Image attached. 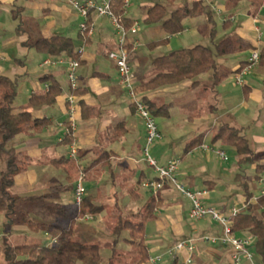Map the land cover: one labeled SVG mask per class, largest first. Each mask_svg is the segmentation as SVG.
I'll list each match as a JSON object with an SVG mask.
<instances>
[{
	"label": "crops",
	"instance_id": "crops-1",
	"mask_svg": "<svg viewBox=\"0 0 264 264\" xmlns=\"http://www.w3.org/2000/svg\"><path fill=\"white\" fill-rule=\"evenodd\" d=\"M96 1L100 2L101 0ZM194 1L174 0L172 3L168 0H129L125 6L124 16L132 20L133 24L135 21L140 23L146 17V8L157 2L169 4L170 8L174 9ZM204 1L210 5L213 12L221 15L223 19L222 39L216 41V37L211 38L214 44L211 45L213 46L211 48L215 49V44L228 37L235 41L242 40L243 43L249 44L251 47L250 49H238L216 55V70L222 75L221 80L216 83L215 71L210 70L213 71L210 74L213 81H209L211 82L209 89L204 87V90L202 88L197 91L198 99L191 100V102L196 101V115L200 119L202 117V119L209 118L206 114L208 111H218V105L226 99L224 93L231 89H228L226 84L229 73L222 72L226 60L236 61L238 59V64L232 67L231 71L234 77L242 62L248 60L251 51L258 49L261 52L264 47L262 28L264 26V4L259 12L254 15L252 6L247 0L240 1L232 10L226 8V0ZM72 2L73 0H0V74L17 78L18 81L23 82L21 85L23 100L18 106L27 105L32 94L47 91L46 84L49 85V83L41 80L44 75L54 77L62 90L53 105L38 107L34 110L35 116L47 117L51 124L40 133L20 134L16 139L17 151L26 152L33 159V163L27 170L16 175L15 191L21 195H46L47 202L50 200L51 204L61 203L68 207L63 202H74L73 181L78 179L83 172L82 169L93 161L98 150L105 148L111 152V164L106 168L95 169L84 175V180L87 183L86 195L94 196L96 204L101 207V211L97 214H100L102 219L110 213L109 209L119 214V219L122 215H133L135 216L134 219H140V214L148 199L155 197L160 200L161 205L155 209L153 217L147 221L145 226L144 242L149 257L162 255L163 264H184L189 257L192 261L188 264H233L230 245L200 239L203 236H221L222 226L210 218L191 219L189 217L191 201L174 184L166 182L163 188L154 194L150 189L138 183L140 178L142 180L153 178L156 174L144 159L143 147L146 137L144 123L131 107L127 92L120 83L117 66L109 57V52L117 46L116 29L109 17L100 16L96 10L92 9L89 20L94 26V32L83 37L80 33V23L83 21V16ZM227 19H230V23L226 28L224 21ZM185 20H189L192 27L196 28V32L202 24L205 26L208 23L205 15L187 17ZM164 33L161 39H168L166 43L168 53L175 50L171 45V38L174 35H169L165 30ZM72 34L77 36V41L74 40ZM137 34H130L129 36V62L132 68L136 65L138 69L144 71L143 81H146L155 74L153 60L157 56L143 52L139 46V41L136 45L131 44L133 39L138 40ZM53 35L71 38L78 50L83 49L78 69L79 86L87 91L83 94L76 93L77 103L74 105L73 113L76 129L73 131V141L69 144L62 142L67 134L69 115L72 110V105L67 99L70 92L67 75L68 57L65 55L49 56L28 45L34 39ZM236 45L240 46L241 43L236 42ZM137 51L139 53L134 55ZM243 54L246 55L244 58L241 57ZM46 59L58 62L44 64ZM89 64H95V69L87 68ZM257 65H264V61ZM35 75L37 76L33 78ZM261 78L264 81V76ZM197 80L199 81L197 85H205L200 76ZM141 82L136 81V84ZM190 87L191 85L188 84L183 86L176 84L169 89H156L161 91L160 95L155 93V90L148 92L147 95L149 98L157 100V97L163 95L176 96ZM82 100L95 108L93 115L89 118L82 116L80 107ZM249 100L255 101V111L251 110ZM237 102L239 103L229 102L228 110L224 113L226 120L223 123H229L243 129L256 156L253 160L255 181H261V177L264 175V116L261 118V112L264 110V92H260L259 89L250 84H245L243 94L242 96L238 95ZM239 108L241 109L237 111ZM252 118H255L257 125L254 130L250 128L251 125L249 124V120ZM217 128L218 126L215 125L211 140L208 139L211 132L201 131L197 134L195 137L200 134L204 135L203 145L188 153H185L184 149L187 144L185 146L178 144L171 149L163 143H159L153 147L154 155H152L161 163H166L172 157H178L180 159L178 173L180 182L190 189L207 190L208 193L203 202L231 214L235 209H244L246 205L245 187L247 185L244 186L243 183L248 182L242 180L243 172L235 165L233 168L236 172L234 178L236 181H241L242 194L236 195V201L232 202L231 198L229 201L223 202L222 198L217 196V181L221 177H218L211 170L210 164L213 161L214 145H225L221 141H214L213 139ZM72 148L77 149L74 156L71 153ZM219 149L216 148V152ZM60 157L70 159V163L63 167L54 165L52 160ZM258 159L259 162H257ZM237 162L238 165L242 164ZM131 181H135L137 187H132ZM251 191L256 198L254 202L252 201L254 209L260 212L261 206L258 198L264 197V188L260 195H256L253 190ZM133 204H138L139 209L129 207ZM123 209L125 212L127 211L126 214H124ZM96 215L87 214L83 218L92 219ZM149 221L152 222V227L148 226ZM149 227H151L150 230ZM23 229L15 226L14 231L9 235V239L13 234L21 235V232H24ZM238 235H243V233ZM189 238L197 239L193 251L183 249L176 255L169 252L178 243ZM119 243L116 245V249ZM165 256L170 257L167 262L164 261Z\"/></svg>",
	"mask_w": 264,
	"mask_h": 264
},
{
	"label": "trees",
	"instance_id": "trees-1",
	"mask_svg": "<svg viewBox=\"0 0 264 264\" xmlns=\"http://www.w3.org/2000/svg\"><path fill=\"white\" fill-rule=\"evenodd\" d=\"M174 1V0H168ZM242 0H226L225 6L228 10L234 9ZM252 6V13L256 15L264 0H247ZM113 11L122 17L126 29H130L133 21L124 16L125 0H112ZM205 15L212 28L209 35L212 39L216 37L217 30L214 26L215 17L209 4L204 0H195L191 4H184L176 8H170L169 4L157 2L146 8V23H160L169 35H176L185 30L184 20L187 17ZM229 20L224 21V27L229 26ZM91 23V21H90ZM168 42V39L153 41L150 47H156ZM236 42L241 43L240 46ZM40 53L49 56L65 55L68 59H77L81 63V52L76 48L71 38L53 35L50 37H40L28 43ZM249 44L242 40H233L231 37L225 38L215 44V49L197 44L192 47H183L172 50L166 54L157 56L153 60L155 74L146 81L136 84V90L148 105L152 115L168 116V103H158L147 95L148 92L168 86L192 80L191 87L197 85V78L202 73L210 70L215 71V82H219L222 75L216 70V55L226 52H233L238 49H250ZM264 61V47L260 52V62ZM248 60L242 62L238 69L240 72ZM42 81L48 82L49 87L45 92H38L31 95L28 104L20 107L16 99L18 95V80L8 75L0 74V215L4 214L7 221L3 223V232L0 235V264H79L87 259H99L101 257V246L99 243H86L74 239L75 222L87 214L96 215L101 211V207L96 204L93 195H85L83 201L78 205V210L72 216L70 227L64 228L60 223L55 224L42 219L39 207L47 202L46 195L27 194L21 195L15 191V177L17 174L27 170L33 163V159L22 151H17L16 139L20 134L40 133L51 124L47 117H37L34 110L42 106H50L56 102L57 96L61 93L58 81L49 75H44ZM87 90L79 86L75 93L83 94ZM131 107L134 106L130 103ZM190 108L196 107V101L190 102ZM82 116L89 118L93 115L94 107L84 100L80 101ZM121 124V123H119ZM119 126V125H118ZM124 129V126H122ZM214 141H221L225 145L234 146L239 155V163L252 162L255 159L246 135L242 128L235 127L229 123L221 124L213 137ZM73 141V132L65 135L62 141L69 144ZM204 135L200 134L185 146V153L203 145ZM111 152L102 148L98 150L93 161L82 170L84 175L95 169L108 167ZM58 167H63L70 163V159L60 157L52 160ZM142 179L138 180L141 184ZM245 187L246 205L244 210L233 215V231L235 234L251 235L254 238L253 251L258 255L261 264H264V197L258 198L260 212L255 211L251 201L253 193L248 183H243ZM161 205L160 200L155 197L148 199L141 212L140 221L136 222L133 215L123 216L114 227L113 232L117 233L115 239L110 242L114 248V254L110 258V264H115L113 259L116 255V245L120 241V234L125 230L131 233V241L138 246L140 253V263L146 262L149 255L146 250L144 237L145 226L154 215L155 209ZM38 210V211H37ZM46 215L53 217L57 222L71 216L70 209L61 203H54L46 206ZM138 217V216H137ZM17 225L26 226L34 231H44L50 234V228L57 231L51 243L43 244L35 240H25L23 242H11L9 235Z\"/></svg>",
	"mask_w": 264,
	"mask_h": 264
},
{
	"label": "rangeland",
	"instance_id": "rangeland-1",
	"mask_svg": "<svg viewBox=\"0 0 264 264\" xmlns=\"http://www.w3.org/2000/svg\"><path fill=\"white\" fill-rule=\"evenodd\" d=\"M220 1V0H218ZM172 3H174L172 1ZM244 5V3H242ZM226 14V13H225ZM215 17V23L214 26L217 30L216 38L222 39L221 34L223 33V19L221 15H218L214 12ZM185 30L182 33L176 34L172 36L171 38V45L174 47V49L178 48H185V47H192L197 44H203L210 47H213L211 45H214L211 41V37L209 36V30L212 28V25L206 23L204 26L203 24L201 27L195 31L196 28L192 27V24L189 22V20H185ZM141 27V29H140ZM263 32H264V26H262ZM164 29L161 27L160 23H145L144 21H140V26L138 29L137 38L139 41V46H141V50L143 52H147V54H151L154 56L162 55L167 53V45L162 44L156 47H150L149 44L153 41H158L163 37ZM77 35V34H76ZM74 37V40L77 41V36L75 34H72ZM264 38V37H263ZM162 40V39H161ZM139 52H135V54H138ZM246 55H241L242 58H244ZM107 59V58H106ZM105 59V60H106ZM238 60V59H237ZM236 60V61H237ZM234 60L229 61L226 60V64L222 67V72H228V78L226 79V84L228 89H230L229 92H225L224 95H226V99L223 103L218 105L219 109L218 111H208L206 114H208V117H205L204 119H200L196 115V107L190 108V102L192 99H198V95H196V92L201 90L204 87L209 89L211 82L213 81L210 78V74H212L213 71H208L206 73H202L200 78H203V81L205 85H195L193 87L188 88L187 90L181 91L176 96H160L157 97L158 103H170L169 106V115L168 116H157L156 121L162 131L163 139L160 141H156L153 146L151 147V153L154 152V146L163 143L164 145L168 146L169 148L173 149L178 144H181L182 146H185L189 141H191L197 134H199L201 131H207L211 134H209L208 139H212L213 131L215 128V125L219 127L223 123V121L226 120L225 111L228 110V106L230 103L237 104L238 101V95L243 94V86L245 85H238L235 82V76L233 77L231 71L232 67L238 64V61L236 62ZM109 63V61H108ZM95 64H89L87 68L90 70L95 69ZM132 74L134 75L135 82H141L144 80V71L142 69H138L135 65L132 68ZM207 74V75H205ZM37 75L33 76L36 77ZM262 76H264V65H255L253 66L247 74L244 76V79L246 81V85H252L254 88L259 89L260 92H264V81H262ZM213 79V78H212ZM19 82V95L17 100V104H21L23 100L22 96V88L21 85L23 84L22 81ZM192 80H187L183 83H180L182 86L184 84L191 85ZM162 88H172V85H168ZM162 89V90H166ZM154 91V90H153ZM155 93H159L160 95L161 91L155 90ZM191 91V92H190ZM229 93V94H228ZM172 102H174L172 104ZM230 102V103H229ZM250 108L255 111L256 104L255 101L249 100ZM241 108L237 109L240 110ZM223 115V116H222ZM264 116V110L261 112V118ZM249 124L251 125L250 128L252 130L257 128L256 120L255 118L249 120ZM213 129V130H210ZM215 151L212 152V163L210 164L211 170H213L218 177H221L220 180L217 182V196L219 198H222L223 202L229 201V198H231L232 201H236V195L242 194L243 189L240 185L241 181L235 180L236 172L233 170L234 166L236 165L237 168L243 172L242 180L247 181L249 184V187L251 190L254 191L256 195H260L262 193V190L264 188V175L261 177L262 180H256L255 181V170L253 168V161L252 162H245L241 165H238V158L236 149L234 146L231 145H222V144H215ZM153 148V149H152ZM216 148L223 149L227 155V159H222L220 155L217 154ZM177 153V152H176ZM154 155V154H153ZM159 161V160H158ZM259 162V159L257 160ZM184 164V163H183ZM150 167V166H149ZM212 171V172H213ZM225 172V173H224ZM214 173V174H215ZM74 188L76 187V184L78 183V179L73 181ZM86 181L83 180V185L86 188ZM132 187H137L135 181L130 182ZM216 194V193H215ZM255 196V195H254ZM252 197L251 201H255V197ZM63 202V201H62ZM65 205H67L70 209L71 216L69 218H65L59 222H57L53 217H50L49 215H46V206L51 204V201L46 202L45 204L41 205L39 207L40 214L42 219L50 221L51 223L55 224H61L64 228L70 227L72 216L76 213L78 210V205L75 202H63ZM131 208H137L139 209L138 204L129 205ZM109 209V208H108ZM110 213H108L107 216H105L104 219H102L101 215L97 214L92 219H85L80 218L77 220V223L74 224V239L86 243H99L101 246V257L99 259H87L85 261H80L79 264H110V258L114 254V248L110 247V242L113 239L116 238L117 233L113 232L114 227L119 223V214H117L114 210L109 209ZM118 210V209H117ZM120 210V209H119ZM118 210V211H119ZM123 212L125 210L123 209ZM127 212V211H126ZM126 212L124 214H126ZM92 215V214H89ZM91 217V216H89ZM136 222L140 221V219H134ZM7 221L4 214L0 215V235L3 232L2 226L3 223ZM148 226L152 227V222L149 221ZM17 228H25L23 229L24 232H21V235L13 234L10 238L11 242H23L25 240H35L38 242H41L43 244L51 243L53 240L54 235H57V231H54V228L51 227L50 234H47L44 231H34L26 226L17 225ZM151 227L148 229L150 230ZM131 233L129 231H123L120 234V243L117 247V253L113 259L115 264H141L140 263V253L138 246L129 241L131 239ZM2 237V236H1ZM0 237V238H1ZM170 259L169 256L164 257V261L167 262ZM254 263L255 264H261L260 258L258 255L254 256ZM144 264V262H143Z\"/></svg>",
	"mask_w": 264,
	"mask_h": 264
},
{
	"label": "built area",
	"instance_id": "built-area-1",
	"mask_svg": "<svg viewBox=\"0 0 264 264\" xmlns=\"http://www.w3.org/2000/svg\"><path fill=\"white\" fill-rule=\"evenodd\" d=\"M129 0H125V6ZM73 5L83 16V21L80 23V33L83 37H87L94 32V26L90 23L89 15L90 10L94 9L100 16H107L111 19L117 32V46L114 50L109 52V57L113 60L117 66L119 72L120 83L124 87L129 97L130 103L134 106L135 112L141 118L145 126V145L143 147L144 159L148 165L155 172V177L145 178L142 180L141 185L151 190L152 193H158L166 182H171L175 187L191 201V207L189 209V217L194 220L210 218L218 222L222 226L221 236H203L200 239L210 241L212 243L222 242L232 247L231 261L233 264H255V253L252 249L254 244V238L251 235H237L233 231V215L241 211V209H235L231 214L225 212L222 209L206 205L203 202L204 197L208 193L205 189H190L182 184L178 178L180 159L178 157H172L168 159L166 163H161L151 153V147L156 141L163 139L162 131L156 121V118L152 115L148 105L144 101L142 94L136 90V82L134 75L132 74V66L129 62V48L130 34L135 35L138 32L140 23L135 21L130 29H126L123 19L117 15L112 9V0H73ZM131 44H138L137 39H133ZM79 51L82 53L83 49ZM56 60L46 59L44 64L57 63ZM260 62V51L254 49L251 51L248 58V64L235 75V82L238 85H245L246 81L244 76L255 65ZM80 67V61L77 59H68L67 61V75L70 85V92L67 95L68 102L72 105L71 114L69 115V126L67 127V133L76 129V121L74 118V105L77 103V94L75 91L79 88V74L78 69ZM46 84V89H48ZM77 152L76 148H72V155ZM217 153L223 158L227 159V155L224 150L219 149ZM84 173L81 172L78 183L75 187L74 202L80 205L86 195V188L83 185ZM247 205L244 206V209ZM243 209V210H244ZM264 210V206L262 207ZM196 238H189L178 243L175 247L171 248L169 252L173 255L188 249L190 252L195 248ZM192 261L191 257L187 258L184 264H188ZM144 264H163L162 255H153L144 262Z\"/></svg>",
	"mask_w": 264,
	"mask_h": 264
}]
</instances>
